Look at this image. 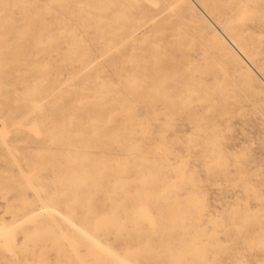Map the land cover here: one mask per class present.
Here are the masks:
<instances>
[{
  "label": "rangeland",
  "instance_id": "obj_1",
  "mask_svg": "<svg viewBox=\"0 0 264 264\" xmlns=\"http://www.w3.org/2000/svg\"><path fill=\"white\" fill-rule=\"evenodd\" d=\"M217 4L245 51L199 0H0V264H264V0Z\"/></svg>",
  "mask_w": 264,
  "mask_h": 264
},
{
  "label": "bare ground",
  "instance_id": "obj_2",
  "mask_svg": "<svg viewBox=\"0 0 264 264\" xmlns=\"http://www.w3.org/2000/svg\"><path fill=\"white\" fill-rule=\"evenodd\" d=\"M201 2V4L209 9V11L211 12V14L214 16L217 17V19L219 20L220 22V26L222 27V29L224 30V32L228 35V37L230 38V40L232 41V43L234 44V47L237 48L238 52H243L245 51L246 49H248L249 47V44L247 43V35L243 32V31H240L238 30V26H236L234 24V22L237 20H235L233 22V19L232 17H226V16H222L219 14V10H220V7H219V3L217 4L218 0H199ZM221 2V0H219ZM223 9L224 6H223ZM220 15V17H219ZM233 16V14H232ZM235 16V15H234ZM237 18V17H236ZM239 21V20H238ZM227 39V38H226ZM250 39V38H249ZM249 41V40H248ZM223 43V48L232 56H234V54L232 52H230V48L231 47L228 42L225 40L222 41ZM233 49V48H231ZM252 56H253V52L251 53ZM235 57V56H234ZM254 58H256L259 63H261V71L264 73V58L262 57L261 53H254Z\"/></svg>",
  "mask_w": 264,
  "mask_h": 264
}]
</instances>
